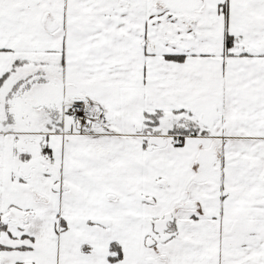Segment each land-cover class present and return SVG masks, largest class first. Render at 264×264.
<instances>
[{
    "label": "snow or ice",
    "instance_id": "1",
    "mask_svg": "<svg viewBox=\"0 0 264 264\" xmlns=\"http://www.w3.org/2000/svg\"><path fill=\"white\" fill-rule=\"evenodd\" d=\"M0 264H264V0H0Z\"/></svg>",
    "mask_w": 264,
    "mask_h": 264
}]
</instances>
